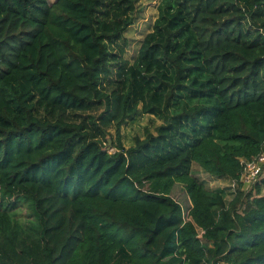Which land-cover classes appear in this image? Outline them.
<instances>
[{
	"label": "trees",
	"instance_id": "1",
	"mask_svg": "<svg viewBox=\"0 0 264 264\" xmlns=\"http://www.w3.org/2000/svg\"><path fill=\"white\" fill-rule=\"evenodd\" d=\"M141 1L0 0V264H264V0Z\"/></svg>",
	"mask_w": 264,
	"mask_h": 264
},
{
	"label": "rangeland",
	"instance_id": "2",
	"mask_svg": "<svg viewBox=\"0 0 264 264\" xmlns=\"http://www.w3.org/2000/svg\"><path fill=\"white\" fill-rule=\"evenodd\" d=\"M49 1L52 3L55 0ZM159 4L160 0H142L139 3L136 23L126 33V36L130 41V48L128 49L126 55L129 60L133 61L135 59L144 37L152 31L153 24L156 22L159 15ZM160 124L161 122L159 120L150 115H141L140 117H136L135 120L129 121L126 125L122 126L121 133L123 136V143L127 148L130 147L135 137L139 136L143 138L147 129H149L151 132H154L155 128ZM109 133L110 135L107 136V141L110 142L112 148L111 150H113L116 141V128H111L109 130ZM107 146L108 143L106 147ZM193 173L197 178L203 181L208 189H220L226 191L227 200L233 197V185L232 181H230L229 179L214 178L204 172L196 164H194L193 166ZM172 197L174 200L181 204L185 214L187 215L191 208V201L183 185L176 184L172 191Z\"/></svg>",
	"mask_w": 264,
	"mask_h": 264
},
{
	"label": "built area",
	"instance_id": "3",
	"mask_svg": "<svg viewBox=\"0 0 264 264\" xmlns=\"http://www.w3.org/2000/svg\"><path fill=\"white\" fill-rule=\"evenodd\" d=\"M264 178V153L260 154L252 161H243V173L241 183L245 190L250 191L253 187ZM233 189L236 183L232 182Z\"/></svg>",
	"mask_w": 264,
	"mask_h": 264
},
{
	"label": "water",
	"instance_id": "4",
	"mask_svg": "<svg viewBox=\"0 0 264 264\" xmlns=\"http://www.w3.org/2000/svg\"><path fill=\"white\" fill-rule=\"evenodd\" d=\"M111 145H110V142H108V146L105 148L106 151H111Z\"/></svg>",
	"mask_w": 264,
	"mask_h": 264
}]
</instances>
